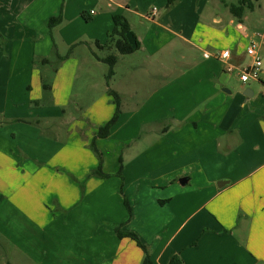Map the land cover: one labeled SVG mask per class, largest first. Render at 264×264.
I'll return each mask as SVG.
<instances>
[{"label":"crops","instance_id":"0c3cea01","mask_svg":"<svg viewBox=\"0 0 264 264\" xmlns=\"http://www.w3.org/2000/svg\"><path fill=\"white\" fill-rule=\"evenodd\" d=\"M218 1L222 10L202 7V17L197 6L199 22L135 12L141 24H151L137 33L127 20V38L139 49L117 55L103 88L89 79L95 68L104 71L95 42L105 43L110 25L98 22L84 37L81 13L85 23H95L92 9L74 2L69 16L65 0H35L29 6L15 1L14 7L11 1L2 11L6 44L37 46L36 55H7L6 67L21 78L25 97L10 107L6 96L0 101V238L22 253V261L142 264L134 241L116 236L120 225L138 237L153 264H166L174 254L183 264H264V131L260 123L252 130L234 104L242 100L238 88L248 95L242 108L253 104L249 81L239 79L252 58L233 32L249 39L244 21L255 19L256 6L234 28L225 5L231 3ZM60 12L61 23L48 34L46 21ZM72 17L76 25L68 22ZM259 36L252 33L264 45ZM78 44L90 57L74 54ZM226 50L223 60L219 54ZM66 54L55 69L41 62ZM227 65L232 72H225ZM257 83L264 85V78ZM108 90L118 94L120 113L109 135L96 138L115 112ZM79 108L77 118L72 109ZM255 112L264 117V106ZM92 140L107 177L92 174L98 163ZM119 158L121 177L115 174Z\"/></svg>","mask_w":264,"mask_h":264},{"label":"rangeland","instance_id":"374dc122","mask_svg":"<svg viewBox=\"0 0 264 264\" xmlns=\"http://www.w3.org/2000/svg\"><path fill=\"white\" fill-rule=\"evenodd\" d=\"M13 1V7L15 6V1L17 3L21 1V3H24L25 5L29 6L33 3L35 0H0V16L3 15L2 11L6 10L7 5ZM228 3H235L236 0H224ZM67 2V3H66ZM78 2L80 6L84 7L86 11L93 10L94 15H92V19L94 20V17H98L95 23H85L83 18L82 20V27H83V36L90 38L95 33V24L98 22H101V25L104 23H107L110 25V30L113 27V22L111 19V15L114 14H121L123 15L126 20L131 24L134 31L137 33L142 32L143 30L147 29V27L150 26L151 23L142 20L144 23H140V18L136 15L137 13H142L145 15L146 12L151 11L152 9H155L158 13L157 18L159 15H161L159 18L162 21H168L169 17L174 19L175 22H179V20L182 18L183 15H188L192 17L195 22H199V19H197V6H199V14H201L200 17L203 16L204 11L208 7L216 6L219 10H222V5L219 3V1L215 0H174L170 5H167L168 0H65L66 3V9L67 14L70 16L71 10L70 6L72 3ZM114 3H118L119 5H123V7L118 8ZM62 4V2L60 1ZM255 19L249 17L245 19L244 26L248 29L249 39H243L240 37V31L236 30V33L233 32V38L235 40L241 39L243 42V51L248 47L250 42H253L255 50L260 54L261 62H264V45H262L261 41L258 39L260 37V34H264V0H257V3L255 4ZM125 7L130 8V11H126ZM204 7V11L201 12L200 8ZM14 10V8H13ZM12 10V11H13ZM227 14L228 11H226ZM13 14V13H12ZM226 14V13H225ZM4 16V15H3ZM74 17L69 19L68 22L74 23ZM234 25L233 27L236 28V24L238 21L234 19ZM237 21V22H236ZM80 24V23H79ZM76 25V24H75ZM162 30V29H161ZM255 33V35H258V37H252V33ZM130 36V35H129ZM131 37V36H130ZM262 37V36H261ZM250 41V42H249ZM20 43V40H18L15 44L8 43L6 44L5 40H3L2 35L0 36V101L4 102L3 98L5 96L7 97V104L8 107H10L15 101L18 99H24V93H21L19 91V85L22 83L21 78H17L18 75L14 74L11 75L8 70V65L10 63V60L8 61L7 55L16 54L17 52L23 53V54H30L33 53L36 55V45H18ZM83 44V43H82ZM75 48V47H74ZM96 52V49H94ZM64 52L67 51V49L63 50ZM61 51V53H64ZM74 54H76L80 59L84 57H90L88 51L84 49L83 45L78 44V46L73 50ZM11 53V54H10ZM118 54L114 49L111 50H101L98 51L99 56L105 57L109 54ZM32 55V54H30ZM35 57V56H34ZM40 59L34 58L33 63L36 68L41 69V62ZM122 61H120L121 63ZM82 63V60H81ZM7 66V67H6ZM102 70H99L98 68H95L94 70L90 71L91 76V83H96L100 88L104 87L105 81H107L106 75L108 72V65L106 63L100 65ZM174 67H178V65L174 64ZM4 70V71H3ZM5 70H8L7 72ZM259 76L264 78V74L259 73ZM81 75V78L78 81L81 83V80H83ZM231 79L234 80L237 83V80L235 79V75H231ZM249 84L251 85V88L254 92L253 96L250 97V100L253 101V104L248 107L245 105L242 108V102L244 100V90L239 89L238 91L241 92L242 100L239 101V99H236L235 101V112L241 111L244 112L246 117L250 118V124L251 129L254 130L257 123L261 124V131H264V117H261L260 114L255 112L256 106H264V85H261L257 83V80H250ZM233 94V95H232ZM231 96H235V92H232ZM247 97V96H245ZM238 98V97H236ZM43 102L39 101V104H42L43 106H47V102L45 100H42ZM255 102V103H254ZM239 104V105H237ZM35 106V105H32ZM38 107V106H37ZM36 108V107H33ZM73 115L77 118L81 117L83 114V109H72ZM123 111V110H122ZM251 130V131H252ZM125 146H123L124 148ZM127 147L124 149V154H127L126 152ZM122 153V152H121ZM121 164H124V161H127V156L125 157V160H121ZM117 171V170H116ZM118 176V175H117ZM119 177V176H118ZM22 253L19 252L18 249L11 247L9 245V242L5 238H0V264H28L26 261H22L20 259V256ZM67 260L69 261L68 257ZM71 262V261H69ZM36 264V263H34Z\"/></svg>","mask_w":264,"mask_h":264},{"label":"trees","instance_id":"16d2710c","mask_svg":"<svg viewBox=\"0 0 264 264\" xmlns=\"http://www.w3.org/2000/svg\"><path fill=\"white\" fill-rule=\"evenodd\" d=\"M174 0H168L167 5H170ZM223 2V0H220ZM257 0H236L235 3H231V4H225L226 7L228 8L229 13L231 14V16L237 20L238 22L242 21V18L244 16V14L246 13V11H253L255 4H256ZM82 18H84V20L88 21L89 19L85 16V13L82 12L81 13ZM62 21V17H61V12L56 15V16H52L50 17L47 21H46V27L48 30V34L51 33V30L56 27L57 25H59ZM112 22H113V27L112 29L107 33V38L106 41L103 45H99L97 42H95V46L101 50L107 49V50H111L114 49L118 54H109L105 57H99L97 56V59L100 60L103 63H106L108 65V72L106 75V78L108 79L111 75H112V68L113 66L116 64L117 62V55H126V54H130L133 53L134 51L139 49V43L136 40H133L132 42H130L127 38L128 34H132L131 33V29L130 26L126 20V18L121 15V14H114L112 15ZM73 48V46H71L68 49V54L71 51V49ZM66 54L63 57L57 56L55 55V60L53 62L49 61L48 59H42L41 62L45 63V64H50L52 63L54 66V69L56 67V65L65 57H67ZM44 89L48 88L46 84L43 85ZM108 95L111 96L112 102L115 105V112L112 115V117L103 125L99 126L96 130L95 133V137L96 138H105L109 135L110 129L113 126V124L116 122L118 115H119V96L117 93H115L112 90H108ZM2 121L0 120V123ZM90 149L92 150V152L95 154L98 163H97V167L95 170L92 171L93 175H97L100 177H107V174L102 173L101 171V155L98 152V150L96 149L95 145H94V141L92 140L90 143ZM121 158L118 159V167H117V171L115 172L116 175H118L119 177H121V169H122V164H121ZM124 206L126 207V210L128 211V213L130 212V207L127 204V202L124 200ZM120 225H118L117 227H115L114 231L115 234L118 238H129L132 241H134V243L137 245V247H139L142 251L143 254V258H142V264H153L150 255L148 253V250L146 249V247L139 241L138 237L131 232H124L120 229ZM166 264H183L182 259L180 258V256L178 254H174L172 255L168 262Z\"/></svg>","mask_w":264,"mask_h":264},{"label":"built area","instance_id":"2783aa9c","mask_svg":"<svg viewBox=\"0 0 264 264\" xmlns=\"http://www.w3.org/2000/svg\"><path fill=\"white\" fill-rule=\"evenodd\" d=\"M157 11L152 9L150 11V16L156 15ZM246 55L252 58V63L244 68L239 70V79L242 83H246L250 80H258L259 79V71L262 65L260 58L257 56L255 48L253 46H249L246 49ZM208 53H204V57H208ZM219 57L223 60H226L229 57V52L223 51L219 54ZM233 70V66L227 65L225 68V72L230 73Z\"/></svg>","mask_w":264,"mask_h":264},{"label":"water","instance_id":"95a60500","mask_svg":"<svg viewBox=\"0 0 264 264\" xmlns=\"http://www.w3.org/2000/svg\"><path fill=\"white\" fill-rule=\"evenodd\" d=\"M244 95H245V96H248L247 93H245V92H244Z\"/></svg>","mask_w":264,"mask_h":264}]
</instances>
